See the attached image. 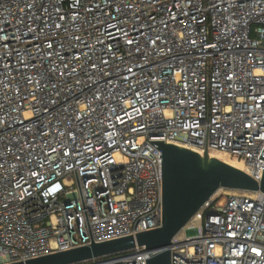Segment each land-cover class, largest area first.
<instances>
[{
  "label": "built area",
  "instance_id": "2783aa9c",
  "mask_svg": "<svg viewBox=\"0 0 264 264\" xmlns=\"http://www.w3.org/2000/svg\"><path fill=\"white\" fill-rule=\"evenodd\" d=\"M149 140L260 182L264 0H0V264L160 227ZM221 193L171 264H264V192ZM72 264H146V246Z\"/></svg>",
  "mask_w": 264,
  "mask_h": 264
},
{
  "label": "water",
  "instance_id": "95a60500",
  "mask_svg": "<svg viewBox=\"0 0 264 264\" xmlns=\"http://www.w3.org/2000/svg\"><path fill=\"white\" fill-rule=\"evenodd\" d=\"M149 141L162 151L160 227L8 264H72L137 245L146 246V264H171L172 238L218 189L264 192V169L259 182L243 169L211 157L207 149L200 153L164 140ZM259 157L264 159V147Z\"/></svg>",
  "mask_w": 264,
  "mask_h": 264
},
{
  "label": "bare ground",
  "instance_id": "6f19581e",
  "mask_svg": "<svg viewBox=\"0 0 264 264\" xmlns=\"http://www.w3.org/2000/svg\"><path fill=\"white\" fill-rule=\"evenodd\" d=\"M209 155H210L211 157H217V158H219V159H221V160H223V161H225V162H227V163H229V164H231V165H233V166H235V167H238V168H240V169H243V168H244V164H243V162H242L241 160L236 159V158H234V157H231V156H230L228 153H226V152H223V151H217V150H212V151L209 152ZM224 190H225V189L220 188V189L217 190V193H218V192L221 193V192H223ZM231 190H232V189L226 190V192L229 193Z\"/></svg>",
  "mask_w": 264,
  "mask_h": 264
},
{
  "label": "rangeland",
  "instance_id": "374dc122",
  "mask_svg": "<svg viewBox=\"0 0 264 264\" xmlns=\"http://www.w3.org/2000/svg\"><path fill=\"white\" fill-rule=\"evenodd\" d=\"M226 190H229V189H225V190L221 193L220 197H225V196H227L229 193H233V192L236 191V189H232L229 193H227ZM218 193H219V192H218Z\"/></svg>",
  "mask_w": 264,
  "mask_h": 264
}]
</instances>
